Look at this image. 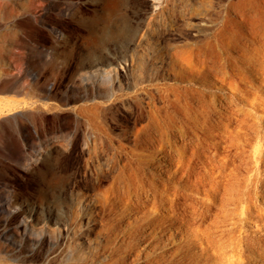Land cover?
I'll return each instance as SVG.
<instances>
[{
	"label": "bare ground",
	"instance_id": "1",
	"mask_svg": "<svg viewBox=\"0 0 264 264\" xmlns=\"http://www.w3.org/2000/svg\"><path fill=\"white\" fill-rule=\"evenodd\" d=\"M89 2L99 6L98 15L88 17L77 7L73 17L81 35L89 29L88 46L101 44L96 26L102 23L105 40L125 39L136 50L120 58L103 45L101 55L93 49L78 56L66 25L49 48L52 78L46 80L53 93L69 73L60 90L63 105L0 97V131L8 133L14 123L26 142L46 130L66 132V148L75 151L79 142L83 147L69 185L52 162L38 199L21 203V221L1 218L0 237L13 260L264 264L262 8L249 0L219 7L213 26L184 31L195 45H176V17L172 26L161 23L160 10L133 26L120 11L121 0ZM203 32H211V39L204 41ZM33 51L40 52L39 46ZM120 66L136 77L130 89L119 80ZM23 77L1 71L0 94L12 92ZM29 104L32 110L23 115L43 124L5 120ZM63 192L71 199L66 210L55 205ZM44 244L50 249L44 251Z\"/></svg>",
	"mask_w": 264,
	"mask_h": 264
},
{
	"label": "rangeland",
	"instance_id": "2",
	"mask_svg": "<svg viewBox=\"0 0 264 264\" xmlns=\"http://www.w3.org/2000/svg\"><path fill=\"white\" fill-rule=\"evenodd\" d=\"M89 1L36 0L34 4V0H0V73L1 71L18 72L20 77L24 75L21 81L15 84L13 91L0 94L1 98L36 101L41 104H53L54 106L63 105L61 100L64 95L60 90H64L69 82V73L64 75L62 85L54 84V87L56 86L60 90H56L53 93L47 92L48 85L46 80L52 78L47 69V64L50 60L48 52L51 51L49 48L54 44V39L59 36V31L63 27L66 28V25L71 30L70 45L76 50L74 53L78 51V56L85 57L93 49L97 55H101L105 53L103 45H107L110 54H120V58L135 53L133 52L136 50L135 47L129 45L125 39L110 37L105 40L102 23L96 26V32L99 34L101 44L97 45L96 48L88 46L86 35L87 33L89 34V29H83L81 35V31L78 30V25L73 20V17L77 15V10H74L77 7L85 9V14L88 17L98 15L100 12L99 6ZM238 1L245 2L246 0H121L120 11L122 14L127 15L129 25L136 26L138 21H145L146 17L148 19L150 15L161 10L163 12L161 18H159L161 23L165 21L172 26L174 24L172 22L173 17L178 20L176 31L174 32L176 37H174L173 42L176 45H181L187 40L195 45L197 40L194 37L184 35V31L190 29V27L195 28L194 31H198L199 29L202 30L205 27L213 26L216 10L219 7L229 5L231 2L237 3ZM249 1H254L255 3L251 2L252 5L255 4V8L259 6L258 8H262L260 11L264 13V0ZM153 4L154 7H152ZM187 4H191L192 7H185ZM184 16L191 17V20L186 21ZM193 19L195 21L198 20L195 22ZM113 26L112 24L110 25V31L115 30ZM177 36L182 39L179 38L177 40ZM202 39L204 41L210 40L211 32H203ZM36 46H39V51L44 54L33 51ZM10 52H13L14 58L10 57ZM148 58L147 56V61ZM147 71L148 74L153 73L150 68ZM117 72L119 73V80L130 89L136 77L134 75L131 76L124 66L117 68ZM135 72H137L136 68ZM33 75H36V78ZM35 79L40 83L39 85L37 81L35 82ZM261 94L264 95V89ZM250 103L246 102L245 108H251ZM31 110V104L25 107L22 106L21 110H16L14 114L9 115L5 120L18 117L20 125L31 124L32 122L41 124V121L43 124L44 121L37 119L36 116L27 118L23 115V113ZM7 132L0 131V220L4 218L15 222L21 221V203L24 198L37 200L40 189L46 187L43 182V175L45 177L51 172L49 164L53 162L58 165L55 168V172L63 175L64 187L69 185L73 171L80 161L78 155L83 147L81 142H79L75 151H71L70 146L66 148L70 140L66 132L55 133L46 130L40 137L32 138L29 142L23 139L21 131L14 123L8 127ZM56 151H60V153H56ZM52 154L54 157H52ZM56 156L59 159L55 160ZM70 201V195L63 192L59 204L56 203L55 205L66 210L70 206ZM52 202L54 201L52 200ZM260 204L264 207V200H261ZM46 205L52 206L49 203H46ZM55 205H53V208ZM2 209H6V212L2 211ZM7 211H10V213L8 214ZM1 229L0 225V232ZM251 229H255L253 225ZM38 248L39 246L35 249L38 250ZM42 249L46 251L50 247L44 244ZM10 250L9 245L0 237V264H21V262L14 261L17 259L13 260V257L9 254ZM68 255L71 256V252Z\"/></svg>",
	"mask_w": 264,
	"mask_h": 264
}]
</instances>
